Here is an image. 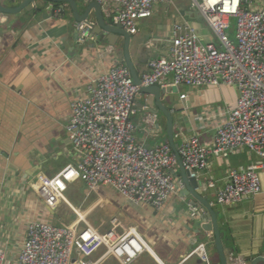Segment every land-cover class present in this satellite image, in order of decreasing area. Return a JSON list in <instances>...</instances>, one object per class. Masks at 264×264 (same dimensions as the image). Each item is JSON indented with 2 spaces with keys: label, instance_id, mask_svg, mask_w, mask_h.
I'll list each match as a JSON object with an SVG mask.
<instances>
[{
  "label": "crops",
  "instance_id": "obj_1",
  "mask_svg": "<svg viewBox=\"0 0 264 264\" xmlns=\"http://www.w3.org/2000/svg\"><path fill=\"white\" fill-rule=\"evenodd\" d=\"M7 1L18 6L23 0ZM75 1L83 13L89 1ZM36 4L35 9L0 25V247L11 260L16 259L27 225L36 220L62 226L81 217L101 231L104 219L97 224L92 217L97 210L108 209L114 214L111 222L135 230L148 246L132 264H205L191 255L200 244L206 245L211 264H221L214 236L196 228L198 218L191 217L190 209L197 206L194 198L186 195L184 185L160 209L133 204L110 187L89 194L79 180L71 182L65 194L71 207L63 202L49 204L40 196L35 186L39 180L52 178L79 160L66 132L71 103L88 97L89 87L114 64L126 63L124 40L110 46L89 38L81 44L69 6L48 0H37ZM193 12L188 0L160 4L151 18L139 22L129 49L140 79L150 60L169 58L175 24L193 27L202 40L216 42L211 28L200 24ZM89 19L96 22L94 12ZM106 20L117 24L115 19ZM109 48L114 51L109 52ZM180 90L178 96L165 101L173 110L175 141L181 145L184 138L198 135L203 144L213 145L219 126L237 104L238 90L225 84ZM182 94H186L185 99H181ZM146 99L140 94L136 102L137 140L150 147L166 139L168 143L167 121L162 114L157 115L159 132L148 131L145 118L151 113ZM259 161L247 148L225 157L212 156L209 169L199 178L202 186L198 190L218 213L224 248L247 262L264 255V169L259 171L262 191L258 195L237 205H220L216 195L232 171L245 170ZM175 175L182 180L179 166ZM210 181L215 188L209 187ZM102 248L94 259L105 253V248L100 252ZM106 260L122 264L112 256L100 264Z\"/></svg>",
  "mask_w": 264,
  "mask_h": 264
},
{
  "label": "built area",
  "instance_id": "obj_2",
  "mask_svg": "<svg viewBox=\"0 0 264 264\" xmlns=\"http://www.w3.org/2000/svg\"><path fill=\"white\" fill-rule=\"evenodd\" d=\"M15 1V0H10ZM101 5L106 19L130 35L138 33L141 20L151 18L157 5H175L182 0H88ZM198 11L216 38L204 41L197 30L184 24L173 26L168 59L150 60L141 82L145 87L198 88L225 84L235 87L239 97L227 119L217 130L213 145L203 144L198 135L183 139L178 153L191 178L199 179L208 169L212 156L225 157L247 148L260 161L241 171H232L223 188L217 191L220 205H237L262 191L260 170L264 169V0H188ZM58 14L61 10L58 9ZM237 21L234 41L229 29ZM96 22L87 19L75 23L78 41L85 44ZM113 52L112 48L108 49ZM141 89L124 63H117L101 74L89 87V95L71 103L66 132L77 157L56 176L35 184L49 204L63 202L73 181L86 184L89 194L102 187L113 188L127 201L160 209L170 196L183 187L176 178L178 162L169 143L147 146L138 142L134 117ZM186 94L181 95L185 99ZM149 132L158 133L157 115L145 118ZM215 188V183H209ZM191 217L202 211L192 207ZM26 238L11 260L0 247V264H100L112 256L122 264H132L148 250L143 238L123 226V234L114 239L102 234L81 217L71 225L56 226L36 220L27 225ZM105 253L94 259V254ZM191 255L211 264L205 244ZM231 264H247L231 255Z\"/></svg>",
  "mask_w": 264,
  "mask_h": 264
},
{
  "label": "water",
  "instance_id": "obj_3",
  "mask_svg": "<svg viewBox=\"0 0 264 264\" xmlns=\"http://www.w3.org/2000/svg\"><path fill=\"white\" fill-rule=\"evenodd\" d=\"M52 3L67 5L72 11L74 19L78 22L86 21L90 18L91 13L96 15V24L91 30L90 39H97V42L103 45L115 46L116 40H124V57L125 65L129 68L134 82L140 86L141 93L146 95L147 110L154 115L162 114L167 121L166 131L168 143L170 144L177 162L180 167L182 182L185 187L186 195H191L194 198L193 205L199 207L203 213L204 219L198 217L195 225L199 230L205 233H211L214 236V242L219 254L221 264H231L229 258L233 254V250L224 248L223 234L220 231L218 213L214 209L213 204L209 198H205L202 192L198 190L202 186V182L197 178H191L189 172L183 167L181 157L178 153L179 144L175 141V126L173 118V110L166 106L165 101L168 97L178 94L181 90L176 87L167 89L159 86L145 87L142 85L141 79L138 77L137 71L131 60L130 41L132 35L123 30L120 25L110 24L103 15V10L97 2L85 3V10L83 13L79 10V4L75 0H48ZM37 0H23L18 6H12L7 0L0 2V25H6L7 22H12L20 13L24 11H31L37 7ZM200 24L207 25L203 16L196 10L193 12ZM208 26V25H207ZM115 39V40H114ZM247 264H264V255L247 262Z\"/></svg>",
  "mask_w": 264,
  "mask_h": 264
},
{
  "label": "rangeland",
  "instance_id": "obj_4",
  "mask_svg": "<svg viewBox=\"0 0 264 264\" xmlns=\"http://www.w3.org/2000/svg\"><path fill=\"white\" fill-rule=\"evenodd\" d=\"M237 21L236 19H233L231 22V27L229 29V34L231 36V38L236 41V35H237ZM175 96H178V94H175ZM179 141V140H178ZM161 143H167V139L164 140ZM104 204V203H103ZM103 204L101 205V207L103 206ZM108 210V209H107ZM104 210V209H99L97 210L92 219H94V221H97V224H100V219L103 218L105 221V225L101 227V233L104 235L107 233H112V237L114 239L120 237L124 232H123V225L120 222L117 221H113L111 222L112 218L114 217V214H110L109 210ZM111 222V224H110ZM111 225V227H110ZM99 226V225H98ZM97 227V226H96ZM103 250V248L100 250V252ZM99 252V251H98ZM96 254V253H95ZM94 254V255H95ZM95 256H98V254H96ZM94 256V257H95ZM96 258V257H95ZM110 261L106 260L104 263L102 264H108Z\"/></svg>",
  "mask_w": 264,
  "mask_h": 264
},
{
  "label": "clouds",
  "instance_id": "obj_5",
  "mask_svg": "<svg viewBox=\"0 0 264 264\" xmlns=\"http://www.w3.org/2000/svg\"><path fill=\"white\" fill-rule=\"evenodd\" d=\"M230 262V261H229Z\"/></svg>",
  "mask_w": 264,
  "mask_h": 264
},
{
  "label": "trees",
  "instance_id": "obj_6",
  "mask_svg": "<svg viewBox=\"0 0 264 264\" xmlns=\"http://www.w3.org/2000/svg\"><path fill=\"white\" fill-rule=\"evenodd\" d=\"M62 13V12H61Z\"/></svg>",
  "mask_w": 264,
  "mask_h": 264
}]
</instances>
